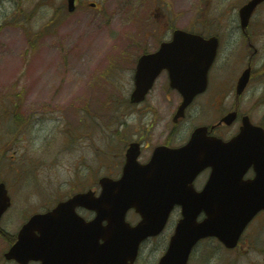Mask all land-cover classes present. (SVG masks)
Wrapping results in <instances>:
<instances>
[{"label":"rangeland","instance_id":"rangeland-1","mask_svg":"<svg viewBox=\"0 0 264 264\" xmlns=\"http://www.w3.org/2000/svg\"><path fill=\"white\" fill-rule=\"evenodd\" d=\"M246 1L78 0L70 14L65 0H0V181L13 204L1 221L0 264L3 240L27 214L78 191H98L102 176L119 177L127 143L140 142L139 159L146 161L155 145L181 144L197 125L217 123L236 105L264 128V4L245 37L237 13ZM173 28L220 39L211 92L177 125L172 91L157 87L144 103H128L137 56ZM250 58L249 86L236 102L235 84ZM262 225L245 237H258ZM258 246L234 255L211 241L199 250L215 251L208 264L229 257L233 264H264V245ZM156 248L146 244L145 254Z\"/></svg>","mask_w":264,"mask_h":264},{"label":"water","instance_id":"water-1","mask_svg":"<svg viewBox=\"0 0 264 264\" xmlns=\"http://www.w3.org/2000/svg\"><path fill=\"white\" fill-rule=\"evenodd\" d=\"M69 1L71 4L72 0ZM262 1L250 0L240 9L243 28L247 25L255 7ZM69 10H72L71 5ZM216 47L217 41L214 38L204 40L198 35L176 31L173 41L163 45L158 53L145 55L139 59L134 75L132 101H142L160 71L164 67H169L171 86L178 88L184 97L176 114V118L181 117L191 97L198 92V89L191 85L199 84L200 87L206 84V72L215 56ZM248 79L249 70H246L238 81V92L245 88ZM234 116L231 113L223 120L229 124ZM203 132L204 129H197L188 144L182 148H157L150 162L144 166L136 161L139 146L130 145L122 178L117 182L107 178L102 179L104 191L99 202L88 205L99 212L111 211L114 215L103 219L117 223L115 226L109 225L110 230L103 235L105 241L97 251L87 254L85 259L82 256L84 263L129 264L128 262L132 261L136 254L140 241L160 230L159 225L150 223L153 220L164 223L175 204L182 207L184 218L161 264H186L193 244L204 236L216 235L229 246L234 244L246 222L261 206L259 202H254L255 208L242 209L240 204L226 200L225 194L218 193L215 189L237 187L234 178L236 176L232 174L237 170L238 165H250L255 159H259V163L264 164V132L261 128L252 127L245 122L236 139L226 145L214 139L206 140L207 138L202 135ZM229 147L239 148V156H242L244 151L247 160H230L226 152ZM207 166L213 168V174L203 191L196 193L191 183ZM241 170L244 169L241 167ZM216 182L219 183L218 187L212 191L210 185ZM256 183L255 200H258L260 195L264 196V184L259 186V179ZM89 197H91L90 193L74 196L67 202L58 204L52 213L73 212L76 205L88 203ZM8 206L9 197L4 185L0 184V217ZM131 207L136 208L142 216V221L134 228L124 222L125 213ZM201 212L205 213L206 218L202 222H197ZM39 217L41 216H33L21 230L19 241L11 250L12 255L20 251L27 252L29 246L22 240L31 238L35 228L33 224Z\"/></svg>","mask_w":264,"mask_h":264},{"label":"flooded vegetation","instance_id":"flooded-vegetation-1","mask_svg":"<svg viewBox=\"0 0 264 264\" xmlns=\"http://www.w3.org/2000/svg\"><path fill=\"white\" fill-rule=\"evenodd\" d=\"M165 74H163V76H162L161 79L157 80V82H156L153 90L155 88H157V87H159V89L161 91L166 90V78H165ZM176 95L178 96V100L180 101L181 99H180L179 95L178 94H176ZM235 100L237 102V98ZM237 117H238L239 120L237 119L235 123H237V121H239V125L234 129V132L240 126V121H241L242 115H240V113L238 112ZM229 128H230L229 126L218 125L213 130L212 134H214V135H216V136H218V137H220V138H222L224 140L230 139L232 137V135H231V137H228V134H227V133H229V132H227V130ZM204 173L209 174V170L204 171ZM252 177H253V170L250 169L247 172V174L245 176V179H251ZM196 183H197V181H196ZM79 215L85 221H89V220H91V219H93L95 217V214L92 213V212H81V213H79ZM130 216L131 217H134V220L133 221H130V223L136 224L138 222V219H139L138 215L133 212V213H130ZM178 219H179L178 213L171 214V216L169 217V219H168V221H167V223H166L163 231L157 237L150 238V239L147 240V241L150 240V241L154 242V245H156L157 248L154 249V250H150L148 252V254H145L144 253L145 250H143V246L141 245L140 250H139V253H138V256H137V259L135 260L134 264H148L147 263V259L150 257V255L152 254V252H154V251H159V252L165 251L166 246H167V243H168V240H169L170 236L172 235V233L174 231V228H175V225L178 222ZM246 245L248 247H250V245H248V244H246ZM213 255H215V251L214 250H207V251H203L201 253H199V251H197L195 253V255H194V261L197 264H206L207 262H209L210 260H212ZM157 263H158V260H155L153 263H150V264H157ZM32 264H41V262L40 261H35Z\"/></svg>","mask_w":264,"mask_h":264}]
</instances>
